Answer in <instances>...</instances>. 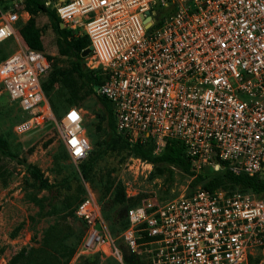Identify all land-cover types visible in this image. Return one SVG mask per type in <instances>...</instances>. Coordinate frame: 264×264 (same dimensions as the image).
Listing matches in <instances>:
<instances>
[{
	"label": "built area",
	"instance_id": "2783aa9c",
	"mask_svg": "<svg viewBox=\"0 0 264 264\" xmlns=\"http://www.w3.org/2000/svg\"><path fill=\"white\" fill-rule=\"evenodd\" d=\"M63 28L88 40L85 66L129 144L159 153L179 142L190 170L261 177L264 167V0H46ZM23 0H0V44L17 38ZM50 64L22 40L0 60V88L25 117L23 134L54 121L42 90ZM75 114V118H73ZM59 139L73 163L89 143L80 109L61 115ZM81 249L117 264H252L264 250V196L197 188L175 199L141 198L112 234L91 194L75 207Z\"/></svg>",
	"mask_w": 264,
	"mask_h": 264
},
{
	"label": "rangeland",
	"instance_id": "374dc122",
	"mask_svg": "<svg viewBox=\"0 0 264 264\" xmlns=\"http://www.w3.org/2000/svg\"><path fill=\"white\" fill-rule=\"evenodd\" d=\"M33 20L40 51L50 64L43 84H52L45 97L54 121L44 122L23 134L14 133V125L25 116L0 88V264H7L21 248L36 247L35 242H40L50 227H54L55 236L66 234L65 242L74 248L67 264H117L111 256L82 251L84 228L72 215L76 205L91 194L109 225L136 198L155 195L164 201L192 193L200 186L195 179L197 173L190 170L192 175L185 174L174 167L157 173L150 163L134 157L125 142L117 140L119 134L107 128L96 95L87 92L85 81L79 77L78 70L83 74L89 70L84 58L80 57L82 65L75 66V58L58 33L56 22L45 13H37ZM75 38L81 37L73 32L67 35V41ZM18 39L22 40L19 33L17 38L0 44V60L15 50ZM73 89L79 90L82 97L74 107L80 109L84 136L89 143L86 157L78 163L68 158L57 130L61 115L70 106L68 99ZM28 165L39 170L49 190L32 187L26 171ZM31 193L45 198L42 211L27 199ZM114 229L117 230L116 225ZM53 245L51 242L49 246ZM251 263L264 264V250L257 251Z\"/></svg>",
	"mask_w": 264,
	"mask_h": 264
},
{
	"label": "trees",
	"instance_id": "16d2710c",
	"mask_svg": "<svg viewBox=\"0 0 264 264\" xmlns=\"http://www.w3.org/2000/svg\"><path fill=\"white\" fill-rule=\"evenodd\" d=\"M43 2V0H23V9L29 15L26 23L21 25L18 29L19 36L21 37L23 43L30 49L38 51L41 50V46L39 43V34L35 28L33 17L37 13H45L50 19L56 22L58 33L63 38L64 42H66V45L69 49L68 51L75 58V66H77L78 64L79 66L82 65L81 63L83 59L80 58V53L82 52V50L88 47L87 38L82 36L81 38H75L67 41V35H70L72 31L67 30L66 28H64L65 30L59 29L60 21L56 17L55 12L53 10L45 8L43 6ZM78 75L81 80L85 81V85H87L88 88L87 92H89L90 94L93 93V87L98 85L102 81V75L99 71L88 70L83 74V72L78 70ZM52 78L55 77L53 76ZM54 81H57V77ZM51 85V83H42V90L46 97L47 94L49 95ZM78 93L79 90H72V92L70 93V98L68 99V103L70 106H68L66 109L74 107V105L78 104V102L82 100V97L79 96ZM96 97L105 113V119L108 126L107 128L110 129V131L113 133L114 126L110 106L105 99L99 96ZM116 136L117 140L125 142V145L129 149V152L134 157L140 159L141 161L150 163L155 172L161 173L162 169L164 168L174 167L180 170L182 173L192 175V172L190 171L189 161L185 157L183 147L179 142L169 141L165 144L164 148L159 153L153 154L154 144L149 140L140 144H129L126 143L121 135ZM26 171L32 183V187L35 190L50 189L46 182L41 178V174L36 167L28 165L26 167ZM195 179H198L200 182L199 188L208 192L222 191L225 193H231L234 191H238L251 192L256 195L264 196V180H261L258 177H248L243 174L235 176L226 169L222 170L219 173H211L208 170H203L195 175ZM27 199L32 202L39 209V211L43 210L45 198H38L35 194L31 193L28 194ZM140 199L141 198H136V202L129 206L138 204ZM70 213L71 211L69 212V214ZM72 215L74 216V209L72 211ZM111 221L113 223L111 222L109 224V228L112 234H117L122 228L125 227L126 224L123 213H121L120 215H116L115 218L111 219ZM118 223H120L119 227L117 225ZM80 224L83 227L81 222ZM114 225H116L117 230L114 229ZM54 232V227H50L48 230L44 231L41 241L35 242V244L37 245L36 247L21 248L16 254L10 257L7 264H67L73 254L74 248L72 245L65 242L66 234H57L55 236ZM51 242L54 243L52 247L49 246ZM37 253H39V257H35V254ZM85 263L89 264V262Z\"/></svg>",
	"mask_w": 264,
	"mask_h": 264
},
{
	"label": "water",
	"instance_id": "95a60500",
	"mask_svg": "<svg viewBox=\"0 0 264 264\" xmlns=\"http://www.w3.org/2000/svg\"><path fill=\"white\" fill-rule=\"evenodd\" d=\"M59 27L63 28L61 23L59 24ZM88 53H89V48H86V49L82 50V52L80 53V57L84 58V57H86L88 55ZM260 179L264 180V167L262 168Z\"/></svg>",
	"mask_w": 264,
	"mask_h": 264
},
{
	"label": "snow or ice",
	"instance_id": "6c2138e0",
	"mask_svg": "<svg viewBox=\"0 0 264 264\" xmlns=\"http://www.w3.org/2000/svg\"><path fill=\"white\" fill-rule=\"evenodd\" d=\"M73 118H75V114H73Z\"/></svg>",
	"mask_w": 264,
	"mask_h": 264
}]
</instances>
